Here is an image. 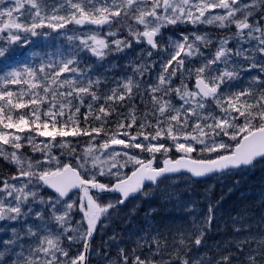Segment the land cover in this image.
<instances>
[{"label":"snow or ice","instance_id":"obj_1","mask_svg":"<svg viewBox=\"0 0 264 264\" xmlns=\"http://www.w3.org/2000/svg\"><path fill=\"white\" fill-rule=\"evenodd\" d=\"M0 264H264V0H0Z\"/></svg>","mask_w":264,"mask_h":264},{"label":"rangeland","instance_id":"obj_2","mask_svg":"<svg viewBox=\"0 0 264 264\" xmlns=\"http://www.w3.org/2000/svg\"><path fill=\"white\" fill-rule=\"evenodd\" d=\"M257 180L260 182V184H261V177H260V175H259V173H257V175L256 176H254V177H250L249 179H248V181H247V186H245V187H243L242 188V192L245 194V195H249L251 192H249V191H251V190H254L257 186H258V182H257ZM235 195H237V196H241V192H236L235 193ZM220 231H221V233L223 232V223H221L220 224ZM221 237L220 236H217V239H220Z\"/></svg>","mask_w":264,"mask_h":264},{"label":"trees","instance_id":"obj_3","mask_svg":"<svg viewBox=\"0 0 264 264\" xmlns=\"http://www.w3.org/2000/svg\"><path fill=\"white\" fill-rule=\"evenodd\" d=\"M257 182H258V186L254 189V190H251V191H249V192H258V190H259V188H260V182L257 180ZM250 193V194H251ZM239 198V196H237V195H235V197H234V199H238Z\"/></svg>","mask_w":264,"mask_h":264}]
</instances>
